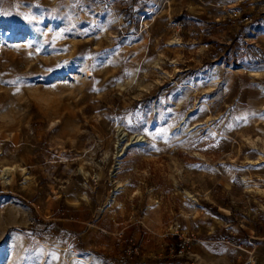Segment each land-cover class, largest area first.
I'll list each match as a JSON object with an SVG mask.
<instances>
[{"label": "rangeland", "instance_id": "obj_1", "mask_svg": "<svg viewBox=\"0 0 264 264\" xmlns=\"http://www.w3.org/2000/svg\"><path fill=\"white\" fill-rule=\"evenodd\" d=\"M262 251L264 0H0V264Z\"/></svg>", "mask_w": 264, "mask_h": 264}, {"label": "crops", "instance_id": "obj_2", "mask_svg": "<svg viewBox=\"0 0 264 264\" xmlns=\"http://www.w3.org/2000/svg\"><path fill=\"white\" fill-rule=\"evenodd\" d=\"M234 1L235 0H231V2H233V3H234ZM207 234H209V232ZM252 238H255V237H252ZM211 241H213V240H211ZM225 242H226V244L233 245V244L229 243L228 241H225ZM248 243L255 247V249H253L252 252H250L253 254L257 250V244H254L252 241H248ZM249 249H251V247H249ZM198 251H199L201 256H204L203 252L205 251V248H203V252L200 251V249H198ZM248 253H249V251H248ZM263 253H264V251H262L260 253L258 252L257 254H255V256H254L255 259L253 260V264H264V254ZM198 258H199L198 263H195L193 260L190 261V263H192V264H227V262L225 260L221 259L219 253H214V255L207 256V259H202L201 257H198Z\"/></svg>", "mask_w": 264, "mask_h": 264}, {"label": "built area", "instance_id": "obj_3", "mask_svg": "<svg viewBox=\"0 0 264 264\" xmlns=\"http://www.w3.org/2000/svg\"><path fill=\"white\" fill-rule=\"evenodd\" d=\"M232 14H233V16L234 17H236L237 15H238V12L235 10V11H232ZM248 19H250V18H245V20H248ZM171 28L173 29V30H176L177 32H179L180 31V24L178 23V22H171Z\"/></svg>", "mask_w": 264, "mask_h": 264}, {"label": "trees", "instance_id": "obj_4", "mask_svg": "<svg viewBox=\"0 0 264 264\" xmlns=\"http://www.w3.org/2000/svg\"><path fill=\"white\" fill-rule=\"evenodd\" d=\"M179 249V245L178 244H176L175 245V254H174V257H172V258H175V255H176V251ZM164 261V263H166V261H168L167 259L166 260H163Z\"/></svg>", "mask_w": 264, "mask_h": 264}, {"label": "bare ground", "instance_id": "obj_5", "mask_svg": "<svg viewBox=\"0 0 264 264\" xmlns=\"http://www.w3.org/2000/svg\"><path fill=\"white\" fill-rule=\"evenodd\" d=\"M6 180V179H5ZM10 182V181H9Z\"/></svg>", "mask_w": 264, "mask_h": 264}]
</instances>
